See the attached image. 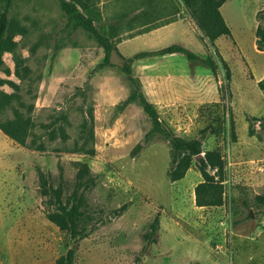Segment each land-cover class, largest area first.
Listing matches in <instances>:
<instances>
[{"label": "rangeland", "instance_id": "obj_1", "mask_svg": "<svg viewBox=\"0 0 264 264\" xmlns=\"http://www.w3.org/2000/svg\"><path fill=\"white\" fill-rule=\"evenodd\" d=\"M81 2L98 15L96 26L126 61L173 44L214 60L216 74L174 53L156 64L148 90L138 78L141 62L130 65L174 133L221 152L223 204L196 205L202 181L196 165L170 180V146L160 136L146 138L151 120L138 102L126 103L133 91L127 74L105 65L103 46L68 21L58 0H14L10 19L23 32L11 35L31 74L21 81L13 54L5 52L11 74L0 75L19 84L26 104L34 105L32 132L46 150L21 146L0 131V264H55L71 247L75 264H264V93L257 85L264 51L256 46L264 0H227L220 11L231 34L213 43L181 0ZM138 5L144 9L126 25L142 26L123 30V9ZM3 90L12 92L8 85ZM58 126L65 141L59 131L49 139L47 132ZM91 127L94 139L88 140ZM84 137L94 156L76 151ZM80 163L89 167L83 179L89 182L79 187ZM42 176L61 189L63 203L73 194L80 201L76 239L47 219L55 205L41 193Z\"/></svg>", "mask_w": 264, "mask_h": 264}, {"label": "trees", "instance_id": "obj_2", "mask_svg": "<svg viewBox=\"0 0 264 264\" xmlns=\"http://www.w3.org/2000/svg\"><path fill=\"white\" fill-rule=\"evenodd\" d=\"M186 11L191 16L199 27L203 37L208 42L213 43L221 36H229L230 28L226 24L220 8L227 0H181ZM14 0H0V72L9 76L10 69L5 65L3 54L10 52L13 54L15 63V74L21 79L26 80L31 69L26 65V58L19 55L16 51V42L12 39L15 29L16 31L23 30L14 25L10 19L11 8ZM63 13L68 18V21L75 27L81 28L93 37L103 46L105 50V65L109 64V56L111 50L115 49L112 41L103 34L95 24L98 15L95 12H86V4L81 0H58ZM256 46L259 51H264V23L257 26L256 29ZM174 53H182L187 56L192 63H200L216 74V64L213 59H202L192 53L187 48L173 44L154 51H145L137 53L133 58H130L129 63L122 67V70L127 74L128 81L133 86V91L127 97L126 103L138 102L144 113L151 120V128L146 133L148 140L155 136H160L167 141L170 146V167L168 175L171 181L175 182L184 178L186 172L196 165L202 176V181L195 187V202L199 207H217L223 204L224 193V178H225V160L223 155L218 150H204L202 141L199 138H184L178 136L173 130L167 126L158 115L155 106L146 98L142 91L140 81L133 75L130 62L134 59L164 56ZM226 70L228 66L223 63ZM227 73V78H229ZM8 85L12 88V92L8 93L3 90V86ZM259 89L264 93V78L257 83ZM20 86L14 81L4 78L0 75V131L11 139L13 142L21 145L34 147L35 150L44 152L46 144L40 136L33 134L35 122L31 117L34 105L29 106L24 100V95L19 92ZM27 93L30 89H26ZM86 128V124H83ZM45 128H48L45 126ZM64 136V130L61 126L52 128L47 133L49 139L54 140L57 132ZM231 131L234 136L233 123L231 122ZM31 140L28 143V137ZM37 139L39 142H37ZM84 143L78 147L83 154L94 156L95 149H86L85 145L88 140L94 139L92 127L88 131V140L84 137ZM66 136L63 137V141ZM77 149V148H76ZM198 155H201L198 157ZM196 161V162H194ZM89 173V167L86 163H80L78 172L79 187L86 185L89 180H83L86 174ZM41 193L43 196H50L49 204L55 205L54 210L47 212V219L55 224L60 230L69 233L72 239H76L79 235V221L81 216L80 201L76 194L66 203L61 199V189L49 186L47 180L42 176ZM70 203V204H69ZM156 223L152 224V231H156ZM75 248L71 247L62 255L55 264H75Z\"/></svg>", "mask_w": 264, "mask_h": 264}, {"label": "crops", "instance_id": "obj_3", "mask_svg": "<svg viewBox=\"0 0 264 264\" xmlns=\"http://www.w3.org/2000/svg\"><path fill=\"white\" fill-rule=\"evenodd\" d=\"M139 4V3H138ZM141 9H144L142 5H138V6H134L132 8L129 9H123V13L124 15L127 14V16L125 17V19H122V28L123 30L126 28H132L133 26H137V28H140L142 25H140V22L138 21V23L136 25H126V22H130V23H134L135 21L133 20V17L136 13H139L141 11ZM150 23H146L147 26ZM163 26V25H162ZM161 27H157L155 29H153L151 32L149 33H156ZM136 28V27H135ZM131 31H129L128 33H130ZM173 54H169V55H164V56H155V57H146V58H140L137 59L138 62H141V64L144 67V70L141 74L138 75L139 80L141 81V83L143 84V88H145L146 90H148V87L153 83V80L156 79L157 77V70H156V64L161 63L163 61H166L167 59H169L170 57H172ZM137 62V63H138ZM152 82V83H151Z\"/></svg>", "mask_w": 264, "mask_h": 264}, {"label": "water", "instance_id": "obj_4", "mask_svg": "<svg viewBox=\"0 0 264 264\" xmlns=\"http://www.w3.org/2000/svg\"><path fill=\"white\" fill-rule=\"evenodd\" d=\"M109 62L111 64L117 65L119 67H124L125 64L129 63V61L124 60L122 57H120L117 54L116 49L111 50L110 56H109ZM201 155H198L200 157Z\"/></svg>", "mask_w": 264, "mask_h": 264}]
</instances>
